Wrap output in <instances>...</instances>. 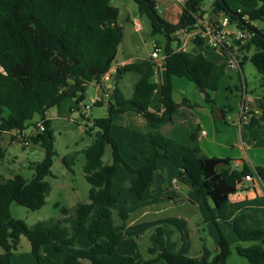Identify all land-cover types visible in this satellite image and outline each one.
<instances>
[{"label": "trees", "instance_id": "16d2710c", "mask_svg": "<svg viewBox=\"0 0 264 264\" xmlns=\"http://www.w3.org/2000/svg\"><path fill=\"white\" fill-rule=\"evenodd\" d=\"M134 1L139 11L150 18L153 34L164 33L168 39L164 58L168 80L161 86L156 82L157 65L151 59L118 68L117 81L128 72L141 76L133 96L127 98L117 85L108 89V82L104 81L124 37L123 27L117 22L120 11L110 0H0V137L15 130L32 132V127L38 129V122L45 126L43 133L29 138L34 146L39 145L45 151L44 159L31 166L34 177L31 180L21 175L0 178V248L3 250L0 264H14L13 256L22 237L28 239L37 264L44 262L42 251L47 244H53L58 253L68 249L65 264H226L233 244L219 226V248L211 261L184 253L150 249L149 257L137 263L133 256L118 252L120 237L112 211L120 195L112 187L117 166L122 164L130 172L128 188L142 200L161 160H167L179 169L177 182L213 202L220 220L231 226L237 235L235 250L238 255L246 258L249 264H264V225L254 226L260 223L258 217L230 202V196L237 192L240 181L251 175L249 167L217 170L219 165L230 167V160L202 157L196 133L191 136L190 144H183L163 132V127L175 121L182 107H199L186 100L175 102L173 76L185 78L199 89L216 92L228 71L226 62L218 65L203 54L179 50L180 40L176 49L171 47L170 42L179 39L177 32L194 22L193 15L201 12L204 0H188L178 24L161 18L152 0ZM235 1L243 7L241 12L234 11L228 0H212L213 13L229 16L239 28L248 27L256 32V37L246 47L248 55L242 66L250 61L262 75L264 87V31L253 24L264 20V0ZM196 45L204 44L198 39ZM92 82L104 93L108 107L107 115L95 119L86 130L89 136L94 135L92 144L82 151L85 155L83 172L90 185L89 202H81L74 208L76 225L73 232L58 219L38 222L30 227L23 220L12 217L11 205L16 203L30 211H39L51 193L46 178L53 176L57 151L53 123L47 113L61 107L67 100L75 101L72 113L81 111L80 106L84 104ZM157 91H160V103L165 108L162 113L150 109ZM102 99L96 105L102 106ZM205 101L214 103L209 93ZM259 107L261 115L251 113L252 128L264 125V98ZM128 112L138 114L151 127L150 149L135 156L145 165L136 170L123 161L111 134L113 116ZM36 116H39L38 122L32 123ZM11 140L15 142V138L11 137ZM108 147L112 149V164L103 162ZM75 157L71 162L68 160V164L64 159V163L73 165ZM256 171L264 176V167H257ZM67 212L62 208V213ZM118 217L126 222L128 213L121 211ZM83 228L90 241L87 249L79 248L76 243ZM239 243L254 244L243 247Z\"/></svg>", "mask_w": 264, "mask_h": 264}, {"label": "rangeland", "instance_id": "374dc122", "mask_svg": "<svg viewBox=\"0 0 264 264\" xmlns=\"http://www.w3.org/2000/svg\"><path fill=\"white\" fill-rule=\"evenodd\" d=\"M114 7H117L120 11L118 24L123 27L124 37L122 42L117 48L116 59L112 67L119 66L122 68V62L141 63L145 60L151 58V54L156 48L160 49L159 55L160 59L157 61V68L162 69V76L164 75V67H160L162 60L166 55V47L168 45V39L164 33L153 34V28L150 18L147 14L141 13L139 11L138 5L134 0H110ZM158 7V15L166 20L167 22L173 24L180 20L182 15L181 5L177 0H152ZM211 0H204L202 10L199 13L203 16L204 13L209 10ZM228 4L233 10H236L240 5L234 0H228ZM214 18H218L213 13ZM141 26L140 30L136 29V25ZM178 24V23H177ZM254 26L262 31H264V20L253 23ZM171 47L176 49L179 44V39L172 40ZM189 52L195 54H203L206 58L217 64H223L225 62L224 57L217 51L209 48L206 45L194 46L189 45ZM113 82L117 83L116 71H113ZM130 76V77H129ZM129 81L121 84V89L125 93L132 95V84L133 78L136 74H129ZM133 77V78H132ZM160 77V74L157 75ZM243 77L241 81L237 80V83L241 82V87L247 90V98L251 97L253 101L250 103V107H255L256 102H259V97L264 96V87L262 86V75L256 70L250 61H247L244 66ZM112 81V80H111ZM107 84V83H106ZM161 85V84H160ZM99 88V87H98ZM241 89L240 94L242 99L244 97V91ZM177 93L175 97L180 99L182 96V90H176ZM96 96L104 98V104L91 106L92 108L88 112V119L86 118H75L72 114L71 109L76 106L74 100L65 101L61 107L53 108L49 110V117L52 120V128L54 130L55 138V149L57 151V156L54 158V164L52 168L53 176H49L46 180L51 185V193L47 198L46 205L39 211H30L25 207L19 206L16 203L11 205V215L15 219L23 220L28 226L32 227L38 222L48 221V220H61L65 226H67L71 231H74L76 225L74 208L77 204L81 202H89V190L90 185L86 181L83 166L85 165V155L82 153L84 149L89 147L93 140L94 135L89 136L86 133L87 127L92 124L95 119L105 117L107 115L108 100L105 98L104 93L97 89V84L92 82L88 86V91L86 94L85 105H93V100ZM220 98V96H219ZM154 102L160 99V93L155 94L153 98ZM255 102V103H253ZM250 113V112H249ZM137 114L130 112L124 115L113 116L111 134L116 141L120 155L124 162L130 165L132 169H138L143 166L144 161L136 160L135 156L141 151L150 149V138L149 133L151 131L150 124L147 123L149 129L148 133L143 130V125H141L137 119ZM34 119L39 120V116ZM27 136L30 135V131H27ZM0 145L3 148V156L0 157V178L10 179L15 175H21L24 178L31 180L34 177L35 171L31 168L32 164L40 162L45 157L44 149L37 145H31L30 147H24L19 142H13L11 140L10 134H5L0 137ZM76 156V157H75ZM74 159V164L67 166L71 160ZM64 159H67V164L64 163ZM69 160V162H68ZM103 162L105 164H112V149L108 147L105 155L103 157ZM174 171L176 168L172 166ZM162 180L167 179L166 174H159ZM131 175L130 172L122 165L117 166V176L113 181V191L120 193L118 203L113 207L112 211L115 215L116 226L122 240V246L120 251L132 252L135 251L133 256L138 262H142L146 258V254L139 249V245L143 243V239L140 236V231L142 230L141 225L136 224V228L129 231L126 235L122 229H119L120 223L117 221L118 212H128L129 210H134L141 201L137 196L131 192L128 188V183ZM173 178V177H172ZM180 186V184H178ZM163 193V192H162ZM150 195L149 192L145 193V198ZM166 192L163 193L164 196ZM193 196L196 194L193 193ZM195 198V197H194ZM177 200H186L185 196L179 195ZM209 206L212 212L210 213L207 209V205L204 204V210L206 211V220L203 214L199 211L197 213H190L187 216V222H196L199 220L198 225L194 227L197 236H200L209 251H214L213 247L215 245V237L218 234L217 226L220 227L222 233L226 239L233 245L232 255L229 258L227 264H249L248 261L240 257L236 250L234 239L237 240V235L232 228L227 227L218 218L217 213L213 210L214 206L210 199ZM62 208L67 209V214L62 213ZM187 207L181 208L183 213L187 214ZM260 213H258V216ZM261 216V215H260ZM214 221H213V218ZM190 223V224H191ZM189 224V225H190ZM188 224L184 225L187 228ZM264 224H260V226ZM254 226H257L255 224ZM191 227V226H190ZM191 229V228H190ZM165 236H159V238H164L165 243L173 245V236L169 229V226H164V231H166ZM190 236L192 232L190 230H184V233ZM133 233V234H132ZM231 235L234 239H231ZM230 236V237H229ZM135 241V248L132 247V240ZM77 246L81 249H87L90 244L89 238L87 236V230L82 229L76 240ZM247 244V243H246ZM252 244V243H251ZM3 250L0 248V253ZM162 252V251H161ZM43 259L42 264H65L64 260L67 257L68 249H64L63 252L58 253L55 251L53 244H47L43 247ZM216 253H213L208 261H211ZM190 256V255H189ZM148 257V256H147ZM14 264H37L35 258L31 252V245L26 237H22L18 251L14 253Z\"/></svg>", "mask_w": 264, "mask_h": 264}, {"label": "crops", "instance_id": "0c3cea01", "mask_svg": "<svg viewBox=\"0 0 264 264\" xmlns=\"http://www.w3.org/2000/svg\"><path fill=\"white\" fill-rule=\"evenodd\" d=\"M242 10L243 7L240 5V7H237V9L234 11L241 12ZM203 18H214L212 0L210 1L209 10L207 9V11L203 15ZM194 46L198 47V45ZM129 61L131 60L122 62L121 64L117 65H121L122 67H124L126 65L133 64ZM214 63L217 64L216 61ZM218 65H225V62L223 64ZM159 66L161 68H165L163 69L164 75L162 76V69H158L156 67L155 78L159 85H163L168 80L164 60H162V64H160ZM244 66L242 72L228 69L227 74L219 82L218 90L216 92H209L206 90L204 93H202V91L198 87H196L187 79L173 76L171 81L173 85V98L175 102L182 103L184 100H186L189 101L191 104L199 105V107L193 109L188 107H182L180 109V114L175 118V121L163 127V132L168 137L174 138L175 140L183 144H190L191 136L196 133L197 141L199 142L200 155L202 157H215L223 160L229 159L231 166L227 167L236 170H241L242 167H244L245 165L248 166L251 170L252 180L247 181L244 178L239 184L237 192L230 196V202L238 207H241L242 211L247 210L253 215H256L258 217V220L260 221V223L257 224V226H259L260 224H264V176L261 177L260 175H258L256 168L264 167V125L262 128H252L250 126V122L242 120V115L244 110L250 113H256L258 115H261L262 112L259 106L261 105L264 96L258 98L259 102H256L255 107L248 106L253 101V99L251 97L247 98V90L242 89L241 82L237 83V80L241 81V78H244ZM118 68L119 66L111 68L108 74L110 75L112 81L110 80L106 84V88L113 89V87L117 85L118 88L123 91L121 89L120 83L123 84L126 81H129V74L134 73L136 74V76L134 78L132 77V95L130 93L126 95L127 98H131L134 93V87L140 80L141 76L136 72H128L124 75L121 80H118L117 83H114L112 73ZM158 74H160L159 78L157 77ZM97 89L99 90L98 85ZM241 89L244 91L243 94L246 98L245 100L242 99V95L240 94ZM176 90L183 91L180 99H177L175 97V94L177 93ZM109 93H112V91H110ZM157 93H160V91H157L156 94ZM207 93L210 94V98L214 101V103H208L205 101V96ZM150 109L152 112L162 113L165 108L160 103L159 99L155 102L152 101ZM80 112L81 111H73L72 114L77 119L81 118ZM136 116L139 123L143 125V130L147 132L149 127L146 124L148 122L138 114ZM47 118L51 120V118L49 117V113H47ZM36 122H38V119H34L32 121V123ZM33 129L34 128L32 127V130ZM0 152H3V148L1 145ZM143 165H145V162L143 163ZM172 166L176 168V171H174ZM161 173L167 175L166 180L161 179V177L159 176V174ZM178 174L179 169L175 165H173L167 160H161L159 162L158 169L154 175L153 182L150 184L149 188L146 191L149 192L150 195L140 200L141 203H139L134 210H129L128 212H126L128 213V220L126 222H123L118 217V214L120 212L117 213V221L120 223L119 229H122V231L126 235L129 234L130 230L136 228V224L139 223L141 225L142 230L140 231V236L143 239V243L139 245V249H141L146 254V258H144L143 261H145L149 257L150 249H155L158 252L167 250L172 253H184L192 257H197L203 261H208L207 259L209 258V256H211L213 253L217 254L218 252L219 230L214 240V251H209L206 247L204 240L200 236H197L195 234L199 233L198 231L194 230V227L198 225L197 223H199V220H197L196 222L194 221L192 223L190 222V224L189 222H187V219H190V217L187 216L186 218V215L190 213H197V211H199L203 214V217L206 220V211L204 210V204L207 205L208 211L210 213L212 212L211 207L209 206V201L197 195L193 189L182 185L179 182L174 183V181H176L177 179ZM178 184H180V186H178ZM162 192H166V195L161 196L163 195ZM193 193H195L196 196H193ZM179 195H184L186 200H177V197ZM185 207H187V214L181 211V208ZM258 213H260L261 216H258ZM212 214L214 215L213 212ZM221 223L223 222L221 221ZM185 224L188 225L187 228L185 227L184 229L183 227ZM223 224L229 228H232L231 226L225 223ZM165 225L169 226V229L172 233L174 240L173 245L165 243L164 238H159V236L166 235L167 230L164 231ZM186 229L190 230V232H192L193 230L190 236L187 235V232L186 234L184 233V230ZM230 238L234 239L232 235ZM131 242L132 247L134 249V239ZM236 242L237 240L234 239L233 243L235 244V247L237 245ZM253 244L254 243H239V245L243 247H248ZM121 246L122 240L120 239L117 248L118 251L120 250ZM119 253L122 255L133 256L134 254L132 253H135V251H120ZM142 262L137 261V263Z\"/></svg>", "mask_w": 264, "mask_h": 264}, {"label": "built area", "instance_id": "2783aa9c", "mask_svg": "<svg viewBox=\"0 0 264 264\" xmlns=\"http://www.w3.org/2000/svg\"><path fill=\"white\" fill-rule=\"evenodd\" d=\"M183 6L188 0H177ZM156 10L159 11V7H156ZM218 18L214 19H204L200 14H194V22L187 26L181 28L177 32V37L180 40L179 50L189 51L188 47L190 44L196 45L198 39L203 41V44L209 48L219 52L225 58L227 68L229 70H236L242 72L243 63L246 56L248 55L246 47L251 41L256 37V32L248 27L243 29L239 28L237 24H233L229 16L223 14H215ZM137 30L141 29V26L137 24ZM160 49L156 48L151 54V60L157 64V61L160 59L159 55ZM165 58V57H164ZM163 58V60H164ZM110 75L107 74L104 77L105 82L110 81ZM157 82V80H156ZM107 97V96H106ZM102 97L96 96L93 100V105H84L80 107L81 115L84 118L88 119V112L92 108L91 106L96 105L99 102H102ZM252 115L251 113L244 110L242 115V120L250 122ZM38 129H33L30 131V135L27 136V131L29 130H15L10 135L15 138V142L21 143L24 147H30L33 145L30 141V136L36 135L38 133H43L45 131V126L42 122H38ZM247 181H251V175L246 176ZM177 183V181H174Z\"/></svg>", "mask_w": 264, "mask_h": 264}, {"label": "water", "instance_id": "95a60500", "mask_svg": "<svg viewBox=\"0 0 264 264\" xmlns=\"http://www.w3.org/2000/svg\"><path fill=\"white\" fill-rule=\"evenodd\" d=\"M201 91H202V93H204L205 91H206V89H200ZM229 167H227V166H224V165H219L218 167H217V170H220V169H228ZM242 181H240V183H241Z\"/></svg>", "mask_w": 264, "mask_h": 264}]
</instances>
